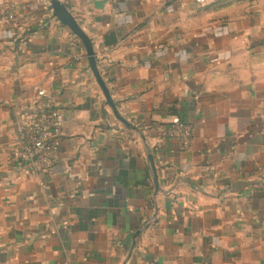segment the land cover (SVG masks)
<instances>
[{"label":"crops","instance_id":"obj_1","mask_svg":"<svg viewBox=\"0 0 264 264\" xmlns=\"http://www.w3.org/2000/svg\"><path fill=\"white\" fill-rule=\"evenodd\" d=\"M59 1L132 128L50 0H0V264H264V0ZM47 99L59 156L33 174L17 128Z\"/></svg>","mask_w":264,"mask_h":264},{"label":"built area","instance_id":"obj_2","mask_svg":"<svg viewBox=\"0 0 264 264\" xmlns=\"http://www.w3.org/2000/svg\"><path fill=\"white\" fill-rule=\"evenodd\" d=\"M203 4L205 0H197ZM6 18L12 20L17 10L14 5L5 7ZM38 97L45 98L43 91ZM64 124V115L50 100H43L34 111L21 119L17 128L15 159L21 162L31 173L38 174L52 171L58 161V134ZM171 140H178L182 149L190 148L193 127L182 121H175L165 132Z\"/></svg>","mask_w":264,"mask_h":264},{"label":"water","instance_id":"obj_3","mask_svg":"<svg viewBox=\"0 0 264 264\" xmlns=\"http://www.w3.org/2000/svg\"><path fill=\"white\" fill-rule=\"evenodd\" d=\"M50 7L53 10V15L59 20V22L67 27L76 37H78L82 43L85 46L86 54L88 57V61L90 64V68L93 71V74L100 85L107 105L112 109L114 116L119 120L121 123H123L126 127L132 128L131 125L124 119L122 118L118 111L117 108L114 104V102L111 99V96L109 94V91L107 90L100 74L97 68V62L95 59V54H94V49L93 45L88 38V36L83 32V30L80 28L78 23L76 22L75 18L71 15V13L68 11L66 6L62 4L59 0H50ZM240 185H246V184H240Z\"/></svg>","mask_w":264,"mask_h":264}]
</instances>
